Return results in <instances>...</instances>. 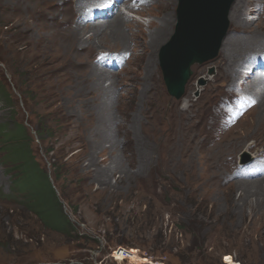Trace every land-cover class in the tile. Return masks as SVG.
<instances>
[{"label": "rangeland", "instance_id": "1", "mask_svg": "<svg viewBox=\"0 0 264 264\" xmlns=\"http://www.w3.org/2000/svg\"><path fill=\"white\" fill-rule=\"evenodd\" d=\"M94 1L46 0L62 14L46 28L37 0H0V85L11 99L1 94L0 127L11 134L25 126L75 224L72 235L43 230L0 152V264H264V196L251 193L263 175L245 183L235 174L248 170L242 160L264 162V106L255 108L264 76L243 73L251 55L264 54L246 42L264 41V0L236 1L233 11L249 26L231 21L232 51L224 44L216 58L194 64L180 99L169 94L159 58L175 33L179 0L167 9L165 38L154 45L160 27L149 23L161 21L164 0L130 14L118 9L141 22L139 30L122 27L119 38L106 33L116 11L105 24L91 23L99 36L90 40L85 23V39L72 37ZM103 52L131 57L109 72L97 64ZM246 94L255 106L239 119ZM121 248L128 253L116 260Z\"/></svg>", "mask_w": 264, "mask_h": 264}, {"label": "water", "instance_id": "2", "mask_svg": "<svg viewBox=\"0 0 264 264\" xmlns=\"http://www.w3.org/2000/svg\"><path fill=\"white\" fill-rule=\"evenodd\" d=\"M236 0H179L175 33L159 54L169 94L180 99L186 92L194 64L216 58L230 29V11ZM211 68L209 75L214 73ZM201 84L206 83L205 78ZM200 89L196 94L199 95Z\"/></svg>", "mask_w": 264, "mask_h": 264}, {"label": "trees", "instance_id": "3", "mask_svg": "<svg viewBox=\"0 0 264 264\" xmlns=\"http://www.w3.org/2000/svg\"><path fill=\"white\" fill-rule=\"evenodd\" d=\"M1 94L4 95L5 100H11L8 98L9 93L6 96L1 93L0 85V97ZM8 132L6 134L5 129L0 127V152L4 153L6 158L4 159L8 160V163H12V165H8V171H14L15 182L21 190L27 192L25 210H30L35 214L41 226H43V230L72 235V232H75V224L65 212L48 171L41 167V164L35 159L31 147L32 141L26 133L25 126L20 124L14 132L12 131L11 134ZM37 133L41 134L39 130H37ZM55 176L57 180L61 177L58 171H56ZM123 244L125 246L133 245L130 242Z\"/></svg>", "mask_w": 264, "mask_h": 264}, {"label": "bare ground", "instance_id": "4", "mask_svg": "<svg viewBox=\"0 0 264 264\" xmlns=\"http://www.w3.org/2000/svg\"><path fill=\"white\" fill-rule=\"evenodd\" d=\"M3 1V0H2ZM46 0H37V12H39L40 14H37V18L38 19H41L43 16H44V19H45V21L43 22V23H41V24H43L42 26L43 27H46V28H50V27H53L52 26V22L51 21H53V20H55V19H57V18H61V15L62 14H60L59 13V11H56L55 10V7H56V5L55 6H53V4H51L50 2H45ZM165 1V4H164V10H163V13H165V14H161V16L159 17L158 16V18H160L161 19V21L160 22H155V21H151L150 23H149V25L150 26H158V27H160V32H159V37L157 36V38H156V36H152V45H154V43H155V41L156 40H163V38H165V36H166V33H165V31L167 30V25H166V22H167V20L170 18V20L172 19V14L171 13H166V12H168V8H169V6L173 3V0H164ZM237 1V0H236ZM236 1H235V3H236ZM259 1V0H258ZM146 2H148L149 3V1L148 0H146ZM151 2H152V0H151ZM163 2V1H162ZM250 2H251V0H250ZM235 3L233 4V6H232V8H231V11H230V15H229V19H230V22L234 19L238 24L239 23H241L244 27L245 26H249V24H250V22L251 21H249V19H248V17H243V19L240 17V15H239V13H237V10H234L233 11V7H234V5H235ZM22 4V3H21ZM163 4V3H162ZM16 6H17V4H15ZM89 5V4H88ZM129 5V4H128ZM53 6V7H52ZM129 7H130V5H129ZM158 7V6H157ZM238 7V6H237ZM237 7H236V9H237ZM239 8V7H238ZM52 9V10H51ZM58 9V8H57ZM43 11H45V14H44V12ZM233 11V12H232ZM151 12V11H150ZM113 16V15H112ZM246 16V15H245ZM19 18V17H18ZM38 19H37V23H38ZM49 19V20H48ZM242 19V20H241ZM253 19V18H252ZM19 20H21V19H19ZM170 20H168V22L170 21ZM106 21V20H105ZM105 21H104V24H105ZM240 21V22H239ZM253 21V20H252ZM167 22V23H168ZM103 23V22H102ZM90 25H89V28L91 29V31L93 32V34H91L90 36H89V38H90V40H91V38L93 39V38H95V37H97V36H99V34H100V28L98 27V26H96V25H93V24H91V23H89ZM106 29H105V32L108 30V31H110V33H111V35H113V36H116V37H118V35L120 36V35H122L121 33H120V29L123 27H129V28H132V27H137V29L139 30V29H141V22H139V21H137V20H133L132 21V19H130L129 17H127V15H125V14H123V12H121V11H117V14H116V16L112 19V20H110V21H107L106 22ZM85 24L84 23H82L81 21H77L76 23H75V26H74V29L71 31V33H70V35L72 36V37H74L75 36V38L76 39H85V37H84V35H85V30L84 29H86L85 28ZM99 26H100V24H99ZM41 29L43 30V28L41 27ZM107 33V32H106ZM124 33V32H123ZM153 34V33H152ZM155 34V33H154ZM50 39H52L51 37V35H49L48 36ZM228 37V36H227ZM226 37V38H227ZM88 38V39H89ZM119 38V37H118ZM226 38H225V40L223 41V45L224 44H226V45H228L229 46V51L227 52V53H229L230 51H232V49H231V47H232V45H234V44H232V41L230 40V41H226ZM245 39V38H244ZM254 39V36L252 37V39L251 40H249V38L247 39V41L246 42H248V43H251V45H249L248 47H251L252 48V50L253 49H258V48H262V47H264V41H259V40H253ZM87 40V39H86ZM159 40V41H160ZM56 41H57V39H56ZM157 42V41H156ZM158 44V43H157ZM156 44V45H157ZM241 45L243 44V42H241L240 43ZM155 45V46H156ZM223 45H222V48H223ZM238 45H239V43H238ZM236 47V46H235ZM234 47V49H235V52H233L232 54H231V57H233V56H236L237 54H238V52H239V48H235ZM241 47H243V46H241ZM240 47V48H241ZM245 47V46H244ZM86 48V47H85ZM221 48V49H222ZM109 71V70H108ZM105 72V71H104ZM110 72V71H109ZM233 72V74H232V77H235V76H237L238 74H239V72L238 71H232ZM100 73H103V71L102 72H100ZM107 73V72H106ZM105 75H107V76H109V74H105ZM242 76V75H241ZM244 83V82H243ZM233 86V85H232ZM257 86L259 87V85L257 84L256 86L254 85L253 87H252V89L253 90H257V89H259V88H261V86L259 87V88H257ZM233 87H237V86H233ZM262 88H264V87H262ZM263 90V89H262ZM264 91V90H263ZM260 103H261V106H264V96H263V98H259V105H256L255 106V108L256 107H259L260 106ZM263 116H264V113H263ZM188 124V123H187ZM194 127V126H193ZM180 128V127H179ZM261 136H263V135H261ZM194 137V136H193ZM262 142V141H261ZM178 143V142H177ZM262 143H264V141L262 142ZM177 145V144H176ZM256 164H258V161H257V163ZM253 166V165H252ZM255 167V166H254ZM252 168V167H251ZM257 177H262V178H257V179H259V180H255V182H257V183H259L260 185L257 187V191H255V192H251L253 195H255V196H258V195H263L264 196V188H263V183H264V176H257ZM247 181H249V180H241V182H247ZM250 184V183H249ZM256 186H257V184H256ZM263 201V200H262ZM134 252H135V249H132ZM132 251V252H133ZM120 254H122V252H119Z\"/></svg>", "mask_w": 264, "mask_h": 264}, {"label": "clouds", "instance_id": "5", "mask_svg": "<svg viewBox=\"0 0 264 264\" xmlns=\"http://www.w3.org/2000/svg\"><path fill=\"white\" fill-rule=\"evenodd\" d=\"M83 3H84V2H83ZM124 249H125V248H124ZM124 249L121 248V249H118L117 251H115V255H116V256H114V258H115L116 260H123V259H124L123 256H122V254L119 253L120 250H124ZM126 250L129 251V249H126ZM131 250H132V249H131ZM118 254H119V255H118ZM118 256H121L122 259H117ZM130 258H133V257H130Z\"/></svg>", "mask_w": 264, "mask_h": 264}, {"label": "built area", "instance_id": "6", "mask_svg": "<svg viewBox=\"0 0 264 264\" xmlns=\"http://www.w3.org/2000/svg\"><path fill=\"white\" fill-rule=\"evenodd\" d=\"M126 253H128V252H122V256L126 257Z\"/></svg>", "mask_w": 264, "mask_h": 264}]
</instances>
